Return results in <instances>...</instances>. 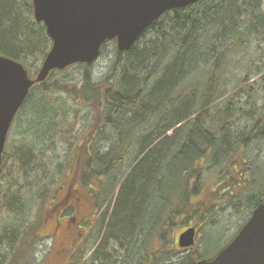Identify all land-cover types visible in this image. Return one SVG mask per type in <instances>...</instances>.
Masks as SVG:
<instances>
[{
  "label": "trees",
  "instance_id": "16d2710c",
  "mask_svg": "<svg viewBox=\"0 0 264 264\" xmlns=\"http://www.w3.org/2000/svg\"><path fill=\"white\" fill-rule=\"evenodd\" d=\"M172 12L168 22L163 18L170 12L151 23L127 51L113 43L111 65L101 79H93L90 65L77 64L82 72L76 82L51 79V72L30 89L15 116L27 121L24 135L13 155H2L0 264H32L34 241L43 239L33 201L49 196L75 166L85 191L75 188V197H88L80 205L94 201L96 212L111 203L117 181L113 173L128 172L119 181L92 255L81 263L86 240L72 254H58L64 243L60 234L61 245L48 264L65 256V264H195L211 258L233 235L219 236L223 243L207 254L210 243L204 244L205 251L198 242L188 249L176 247L172 228L188 218L186 227L198 228L212 210L236 209L241 201L233 200L236 186H243L247 206L238 228L264 203V166L257 161L264 151V48L258 45L264 44V0H199ZM253 43L262 53L252 56ZM50 44L43 23L33 19L31 0H0V55L26 67L30 57L41 63ZM250 77L255 79L247 83ZM55 93L88 109V121L76 129L80 110L68 120L64 100ZM111 132L113 142L100 147ZM57 133L67 143L65 159L53 163L51 157L44 167L39 162L52 150ZM252 144L259 153L250 161L246 148ZM208 164L215 173L206 181ZM5 169L9 174L2 177ZM22 204L24 214L10 217L11 210L21 212ZM53 206L52 219L48 212L45 219L54 221L55 236L62 229L66 237L68 205L59 200ZM107 210L108 205L101 215ZM86 218L70 232L80 237ZM168 251L175 257L168 259Z\"/></svg>",
  "mask_w": 264,
  "mask_h": 264
},
{
  "label": "water",
  "instance_id": "95a60500",
  "mask_svg": "<svg viewBox=\"0 0 264 264\" xmlns=\"http://www.w3.org/2000/svg\"><path fill=\"white\" fill-rule=\"evenodd\" d=\"M198 0H31L32 15L42 22L51 45L35 77L21 63L0 55V172L6 137L29 89L53 70L91 64L104 42L127 51L146 28L165 12ZM196 229L180 232V248L194 244ZM196 264H264V203H259L233 239L211 260Z\"/></svg>",
  "mask_w": 264,
  "mask_h": 264
},
{
  "label": "rangeland",
  "instance_id": "374dc122",
  "mask_svg": "<svg viewBox=\"0 0 264 264\" xmlns=\"http://www.w3.org/2000/svg\"><path fill=\"white\" fill-rule=\"evenodd\" d=\"M192 6L189 10H196V7ZM173 12L170 11V13H168L167 15L164 16V21L163 22H168L169 17ZM184 13V12H183ZM183 13H180L183 14ZM113 42H107L105 44L104 49L102 50V52L100 53L98 59L92 63L90 66L92 68V74H93V79L94 80H99L101 79L109 70L110 65H111V61L113 58V54H114V46H113ZM261 47L264 48V44H258ZM249 51L251 52L252 56L254 54L257 53H262V51H260V49L257 47V43H253L249 46ZM264 52V51H263ZM264 54V53H263ZM38 55V54H37ZM261 55V54H260ZM256 61L258 63L257 59L252 60ZM42 62V61H41ZM26 68L27 70H29L31 72V74H33L35 71L37 72L39 67H40V61L36 60V58L34 57H30L27 60L26 63ZM82 72V67L74 64L64 70L61 71H55L52 76L51 79H64V80H72V82H76L79 78H80V74ZM254 77H250L249 81L247 83H251L252 81H254ZM47 96L50 98L52 97L50 94H47ZM53 97H58L60 98V100H64V108L63 110L65 112H69L67 115V119L68 120H72L73 119V115L71 114L72 111H74L75 109H79V114H78V121H77V126L76 129H79L82 124L86 123L90 117L89 111L88 109H83L82 107L79 106H75L70 100L67 99V97L64 94H57L55 93L53 95ZM52 97V98H53ZM31 113V112H30ZM67 114V113H66ZM31 116V114H30ZM29 116V117H30ZM27 123V121L25 122ZM24 123V121L20 120V119H14L13 124L11 125V128L9 130L8 136H7V140H6V153L7 154H11L13 155L15 153V149L18 147V145L21 142V138L24 135L23 130L26 127V124ZM28 128V127H27ZM65 128H68V126L66 125ZM65 128L63 130H65ZM172 132V131H171ZM170 132V133H171ZM107 132H105L106 134ZM55 134V133H54ZM61 134L62 133H57V135L54 136L53 139V145H52V150L49 153H45L44 155L47 154V156L45 157L44 160H42L39 163H42V166L45 167V163L43 161H46L48 164L49 163V158L52 157L53 159V163L55 162V159L57 161H60L62 159H65V153L68 150L67 148V143H64V141L61 142ZM104 134V135H105ZM28 135V133H27ZM113 132L109 133L108 136H105L106 139L100 141V147L107 145V143L113 142L114 138H113ZM68 137V141H72V135H67ZM246 153L249 154L248 157L250 158V161L256 159V154L259 153V150L256 148V144H252L249 145L246 148ZM260 156H258L257 161L258 163H260V166H264V151L259 153ZM257 163V162H256ZM73 172L71 174H64L61 178L62 180L59 181V184H56L55 189H53L51 191V193L49 194V196L47 195V199L46 202L44 201V199L46 197H44L43 199H35V202L33 201V208L32 210L34 211L33 213H38L40 216V220L42 226L40 229V233L43 236V239H38L34 241L33 247L36 248V252L33 253L34 256L32 258V264H48V261L50 259H53L56 256V252L55 250L61 245L58 243V237H60L61 234V239L64 240V243L62 244V248L61 251H59L58 254L61 255V252H65L66 255L68 253L73 252V250H77L78 248H80L83 245V241L86 240V245H87V251H84L83 257L81 258V263L88 259L89 256L92 255L93 250L96 248V246L99 244L100 239H101V235H102V230L98 231L101 228H103V226L105 225L106 220L109 218L110 215V211L114 202V198L117 194V190L119 187V181L121 180V178H123L125 176V174L128 172L127 168H121V170H117L116 172H114V180H117L115 183V188L112 194V200L111 203H105L103 205H101V208L98 210V212L95 211V204L93 207V203L90 204L89 200H88V204H84V205H80L79 202L81 200V198H84L85 200L88 199V197H75L78 191H84L81 190V180H82V172L79 174V180L77 177V170H78V166H75L73 169ZM214 170L211 167L210 164H208L205 169H204V179L207 181L208 178H210L211 174L212 176H214ZM9 172L7 169H5L3 171V175L4 176H8ZM2 178H0V183ZM81 181V182H80ZM85 181V180H83ZM44 184L47 185L46 182H44ZM241 185V184H240ZM83 186V184H82ZM84 187V186H83ZM82 187V188H83ZM243 187V186H242ZM241 186H236V189L234 191V194L236 197H233V200L238 201L239 199H241V201L239 202V206H237L236 209L233 208V206H223L221 207V209H217V211L212 210L210 212V214L207 216L206 219L201 220L202 223H200V226L198 227V235L196 237V242L199 243L200 246V250L202 248V251H205L206 247L204 244H208L210 243V246L208 247L207 254H211L212 252H214L216 250V248H218L222 243L223 240L222 239H228V237H231L232 235L235 234V232L238 229V226L240 224V218L242 216V214L245 213L244 208H247V206H245L246 203V197L244 196V191L242 189ZM77 189L75 191V193L73 192V189ZM35 189L32 188V191ZM14 189H11V191L13 192ZM222 192H224L225 190H227V188H223L221 189ZM220 190V191H221ZM85 192V191H84ZM79 193V192H78ZM237 196H242V197H237ZM37 197V196H35ZM49 197H53V199H49ZM49 199V200H48ZM64 201V203L66 205H68V212L66 213V221H67V228H68V232L66 233V237L62 235L61 231H59L60 233L58 234V236H55V234L52 233V229H53V225H54V221H49L48 219H52L53 217V209L55 204H57L58 201ZM10 205H14L13 203H10ZM108 205V210L107 212L104 214V216L101 215V211L103 209H106V206ZM76 207V210H75ZM81 209V212H76L77 208ZM22 210L21 212H13V210H11V214L10 217H12L13 215L18 214L23 215L24 214V205L22 204L21 206ZM244 210V211H243ZM49 213L51 216H48V219H45L47 217L46 213ZM244 212V213H243ZM8 215V214H7ZM46 215V216H45ZM86 215V219L84 220V226L85 228H83L79 233L81 234L80 237H77V234H74L72 232H70V230L73 228V225L77 224L78 221H81L82 218ZM30 218H38V216L36 215H32L30 216ZM194 218V217H193ZM49 221V222H48ZM191 218L186 219L185 221H183V223H181L182 225H177L176 227L172 228L171 231V237L173 242L176 244V240H177V236L178 234L184 229V227H186V225L188 223H190ZM59 223V222H58ZM61 224V223H60ZM64 224V223H63ZM64 227V226H62ZM76 236V237H74ZM219 236L222 237L221 240H217V238H219ZM65 237L67 238V242L65 241L66 239L62 238ZM207 238L208 241H206L205 239ZM69 239H72L74 241V244H71L70 248L68 247V242ZM198 240V241H197ZM67 245V248H66ZM168 253V259L170 258H174L175 253H171V252H167ZM59 255V257H60ZM34 259V260H33ZM59 261L57 264H65L68 260L65 257L63 258H58Z\"/></svg>",
  "mask_w": 264,
  "mask_h": 264
},
{
  "label": "flooded vegetation",
  "instance_id": "af4514ba",
  "mask_svg": "<svg viewBox=\"0 0 264 264\" xmlns=\"http://www.w3.org/2000/svg\"><path fill=\"white\" fill-rule=\"evenodd\" d=\"M91 197H96V196H91ZM58 226H59V224H58ZM58 229V228H57ZM60 229V228H59ZM60 231H62V229H60Z\"/></svg>",
  "mask_w": 264,
  "mask_h": 264
}]
</instances>
